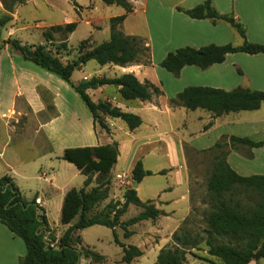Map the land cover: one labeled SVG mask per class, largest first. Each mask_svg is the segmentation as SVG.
Returning a JSON list of instances; mask_svg holds the SVG:
<instances>
[{"label":"crops","instance_id":"0c3cea01","mask_svg":"<svg viewBox=\"0 0 264 264\" xmlns=\"http://www.w3.org/2000/svg\"><path fill=\"white\" fill-rule=\"evenodd\" d=\"M203 1L205 0H130L134 10L124 20L123 31L127 35L144 39L149 44V50L146 53H138L132 59L124 57V65H100L92 59L73 73L72 81L77 84L93 78H116L131 73L140 82L158 86L163 94L154 95L146 101L125 100L120 93V86L113 84L100 83L96 88L87 90L95 102L108 101L124 111L139 115L142 124L134 130H130L122 119L108 116L105 120L110 132L95 124L89 107L70 82L26 59L20 51L7 43L18 30L16 24L20 21V15L17 4L14 7L15 14H10L11 20L0 26V30H5V34L0 31V177L10 176L25 198H35L45 209L49 229L56 240L76 222L64 224L61 220L67 192L72 188L83 187L72 186V178L67 175L68 172L74 171L70 163L62 162L67 148L117 142L119 156L110 174L114 176L118 189L124 187L121 202H124L126 189L134 186L132 170L138 160H142L144 169L152 171L153 175L164 169L161 166L157 169L148 167L146 159L151 157L158 160V165H161L163 160L176 167L168 171L166 175L170 176L169 179L155 187L147 196L148 199L143 196L142 190L145 179L153 175L145 176L135 188L142 201H153L155 207L165 213L155 220H150L154 230L161 236L152 246L158 256L160 250L170 243L172 235L184 220L195 208L202 206L192 187L184 144L201 151L213 147L223 136L247 137L253 141L264 140V103L256 110H242L214 117L206 109L189 110L183 105H172L169 102L188 86H208L227 91L243 87L264 91V53H229L225 61L213 64L207 69L187 65L178 77L160 65L170 51L180 47L243 44L244 39L229 23L220 21L214 24L211 19L192 18L178 9H190ZM212 2L220 13L234 14L244 23L246 39L249 42L264 44V0ZM6 6L8 0H0V17ZM115 11L104 15V21L108 19L109 26L98 25L100 18L88 17L81 20L93 26L89 35L93 46L109 40L110 19L126 12L123 7ZM160 18L162 23L159 26V39L154 42L149 22H160ZM74 21L76 22L74 18H68L63 23L53 25H65ZM76 29L66 36L60 35L61 32L54 33L52 40L39 45L52 49L54 44L66 42L68 50L61 52L59 56L63 62L72 61L77 58L78 50L71 53L68 39ZM95 32H103L108 38L99 42L94 36ZM146 37L151 38L150 42ZM92 61L96 64L91 63ZM26 130H33L37 138L42 135L38 138L42 143V153L32 165V160L22 157L18 147H15L17 143H14V134ZM228 149L227 161L237 173L244 176L264 175L263 147L250 148L237 144L233 148L228 146ZM249 152L252 157L248 156ZM122 157L125 163L130 165L129 174L114 172ZM77 172L82 174L79 169ZM85 179L86 176L83 181ZM28 182L33 185L29 186ZM95 185L93 182L88 189ZM132 206L135 205L128 208ZM52 211L56 213V221L61 220V232H53L55 223L51 221ZM81 231L79 234L82 236ZM82 239L84 246L89 247L83 237ZM26 253L23 239L0 222V264H19ZM193 262L191 263L194 264ZM248 264L258 262L253 260ZM259 264H264V258Z\"/></svg>","mask_w":264,"mask_h":264},{"label":"trees","instance_id":"16d2710c","mask_svg":"<svg viewBox=\"0 0 264 264\" xmlns=\"http://www.w3.org/2000/svg\"><path fill=\"white\" fill-rule=\"evenodd\" d=\"M103 2L122 6L126 12L110 19L109 40L95 46L90 43V38L82 40L77 47L78 56L72 61L63 62L59 56L62 50L68 48L66 42L59 43L55 50L47 49L45 45H22L16 39H8L7 43L20 51L26 59L57 73L70 82L89 107L95 124L110 132L105 120L108 116L122 119L130 130H134L142 124L139 115L124 111L108 101L95 102L87 90L96 88L100 83L113 84L120 86V93L125 100L146 101L152 99L154 95L163 94L158 86L140 82L131 73L116 78H93L78 84L72 81L75 70L92 59L100 65L108 63L124 65L126 63L124 57L132 59L138 53H146L149 50L144 39L127 35L123 31L124 20L134 10L130 0H103ZM178 9L192 18L211 19L214 24L220 21L229 23L237 30L244 42L239 46L231 43L209 44L200 48L185 46L170 51L160 65L176 77L187 65L207 69L213 64L225 61L229 53H264V44L251 43L246 39L244 23L234 14L220 13L212 0H205L190 9L180 7ZM9 20H11L10 15L0 17V26H4ZM77 24L74 21L65 25H53L44 32V35L49 41L53 38L51 32H61L66 36L76 29ZM29 50L34 52L33 57L27 56L26 52ZM169 102L172 105H183L189 110L206 109L214 117H218L230 112L259 109L264 103V91L243 87L227 91L208 86H188ZM237 144H244L250 148H264V140L253 141L247 137L223 136L213 147L198 151L214 152L213 170L207 180L208 194L213 202L204 218L206 227L201 233L202 237L199 235L191 237L187 231L179 234L176 230L173 234L175 245L162 248L155 264H182L186 260L187 253L198 248L201 242H205L210 256V259L205 260L213 264L219 263L213 261L212 257L217 258L221 264H248L253 260L259 264L264 258V175H240L230 166L227 161L228 146L233 148ZM188 147L190 146L184 144L185 150ZM118 156L117 142L65 149L62 159L76 165L86 179L83 187L72 188L65 196L62 223L70 224L76 217L78 219L58 240L49 229L45 209L36 199L25 198L10 176L0 177V222L22 238L27 248V253L19 264H79L82 256L103 258L98 252L81 247L83 239L79 231L93 225L112 229L115 243L122 248L123 262L130 264L135 258L144 254L138 246L122 242L116 228L121 227L124 236L129 237L134 234L129 226L165 215L155 207L153 201H142L136 189L130 187L124 193V202L111 201L103 210L90 214L98 203L108 198L110 173ZM248 156L252 157V153L249 152ZM152 174V171L144 169L142 160H138L132 170L134 182L140 183L145 176ZM94 181L96 185L88 189ZM130 205L140 207L141 212L126 221L121 220Z\"/></svg>","mask_w":264,"mask_h":264},{"label":"rangeland","instance_id":"374dc122","mask_svg":"<svg viewBox=\"0 0 264 264\" xmlns=\"http://www.w3.org/2000/svg\"><path fill=\"white\" fill-rule=\"evenodd\" d=\"M9 3L10 2L8 0V5ZM16 4V7H19L20 21L16 24L18 30L13 38L28 46L46 44L47 39L44 35V32L49 30L53 24L63 23L68 18H74V20H76L78 23V28L68 39V46L71 53L77 51V47L82 40L89 38L90 30L93 29V26L88 25L84 21L82 22V19H86L88 17L100 18L98 25L102 26L103 24H107L109 26L108 19L107 21H104V15L111 11L116 12L115 10L122 8V6L119 5L105 4L103 0H25L22 2H17ZM80 4H82L84 8H82ZM89 5L92 7L88 8ZM81 8L83 11L80 10ZM10 14H15V12L10 13L6 11L5 8L3 9L2 16ZM161 23V18L160 22H149L154 42H157L159 39V26ZM0 31L2 34H5V30ZM51 34L54 35V32H51ZM62 34L63 33H60V35ZM94 36L99 42L105 40L106 38V35H104L103 32H95ZM146 39L149 42L151 40V38L148 37H146ZM57 45L58 44H54L52 46V50L56 49ZM63 51L65 50H62L61 52ZM91 63L96 64L95 61H92ZM14 136V143H17L15 147H18L17 150L20 152L21 156L31 159V165L34 164V162L38 160V157L42 153V143L40 139H38L42 135L37 138L36 134L33 133V130L31 132L26 130L21 133H15ZM185 152L190 168L192 187L195 190L198 201L201 202L202 206H204H200L198 209L195 208L190 216H188L182 225L177 229V233L182 234L187 231L191 237H195L196 235L202 237L201 233L206 227L204 218L213 202L208 194L207 180L213 170L214 152H198L191 147H188ZM62 162L70 163L74 169L73 172H68L67 174L68 177L72 178V186H84L83 180L85 175L77 172L78 168L73 163L66 160H62ZM146 164L152 169H157L161 166V168L164 170L163 172L160 171L159 174H152L153 176L147 177L145 179L144 188L142 190V194L145 196V198H147V196L152 193L155 187L165 183L166 180L169 179L170 176L166 174L171 168H176L175 166L170 165L163 160H161V165H158V160L152 157L146 159ZM129 168V163H125V159L122 157L114 169V172L118 171L122 174H129ZM113 177L114 176L111 175V184L109 185L108 189V198L98 203L90 214L103 210V208L111 201L113 203L117 201L121 202V196H123L122 189L124 187L118 189L115 186ZM19 182L23 184L22 181ZM28 185L32 186L33 183L28 182ZM141 210L142 209L140 207L136 208L135 206H132L131 208L127 209L126 213L121 217V220L126 221L138 215ZM50 217L52 219V223H55V226L53 225L55 228L53 232H61L63 230L61 220L56 221V213L54 211H52ZM77 219L78 217H76L74 221H77ZM150 220L151 219L148 221L143 220L129 226V229L134 232V234L129 237L124 236V230L121 227L116 228L118 237L122 242L126 244H134L144 252L141 257L135 258L130 264H155L157 260V253L152 246L159 241L161 236L157 230H154ZM81 234L85 243L89 246L85 247L82 243L81 247L94 250L99 254H103V258H88L82 256L79 264H127L122 260V248L115 243L112 229L102 225H93L83 229ZM171 239L172 240L170 243L165 247L175 245L173 241V235ZM206 258L210 259V256L207 253V246L205 245V242H201L198 248L192 249L187 253L186 260L183 261L182 264H190L192 261H194V264H213L212 262L205 260ZM212 259L213 261L221 264L219 260L214 258Z\"/></svg>","mask_w":264,"mask_h":264},{"label":"water","instance_id":"95a60500","mask_svg":"<svg viewBox=\"0 0 264 264\" xmlns=\"http://www.w3.org/2000/svg\"><path fill=\"white\" fill-rule=\"evenodd\" d=\"M22 1H25V0H9L10 3H9L8 6L5 7V10L10 12V13H14L15 12L14 7H15L16 3L17 2H22ZM26 54H27L28 57H33L35 55L32 50L27 51ZM138 184H139V182L135 181L133 187L136 188L138 186Z\"/></svg>","mask_w":264,"mask_h":264},{"label":"built area","instance_id":"2783aa9c","mask_svg":"<svg viewBox=\"0 0 264 264\" xmlns=\"http://www.w3.org/2000/svg\"><path fill=\"white\" fill-rule=\"evenodd\" d=\"M124 177V176H123Z\"/></svg>","mask_w":264,"mask_h":264}]
</instances>
